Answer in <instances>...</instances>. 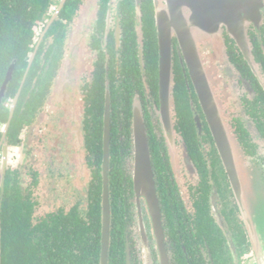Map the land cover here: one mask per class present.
<instances>
[{
    "label": "flooded vegetation",
    "instance_id": "obj_1",
    "mask_svg": "<svg viewBox=\"0 0 264 264\" xmlns=\"http://www.w3.org/2000/svg\"><path fill=\"white\" fill-rule=\"evenodd\" d=\"M256 3L237 38L222 23L213 34L193 35L203 69L213 65L221 117L264 203V0ZM156 4L50 0L32 25L24 59L0 63V264L9 217L24 228L30 264H102L108 123V264H145L142 223L153 264H162L133 183L139 102L168 263H264L255 216L244 213L174 32L166 133ZM58 81L66 87L60 96Z\"/></svg>",
    "mask_w": 264,
    "mask_h": 264
},
{
    "label": "water",
    "instance_id": "obj_2",
    "mask_svg": "<svg viewBox=\"0 0 264 264\" xmlns=\"http://www.w3.org/2000/svg\"><path fill=\"white\" fill-rule=\"evenodd\" d=\"M156 0L157 15L159 24V95L161 114L168 135V116L173 105L172 96V34L176 33L181 42L182 49L193 76L201 104L205 110L211 127L213 137L217 143L219 153L223 157L228 174L237 192L239 201L244 213H250V205L259 197L257 184L250 182L246 175L241 158V151L235 137L225 125L221 117L220 103L217 102L214 91L209 85L208 78L203 66L199 61L198 49L194 42V33L202 31L204 34H213L215 26L224 24L234 38L239 35L242 25L254 19L257 0ZM245 11V12H243ZM6 85L3 88L5 90ZM58 94L66 89L63 81H58ZM2 92V93H3ZM1 93V95H2ZM109 105V102H108ZM108 106V112H109ZM106 157H105V191L103 196V251L102 264H108V249L110 240L111 205L108 185V150L110 123L107 126ZM133 143H134V190L138 198L146 201L150 217L152 219L155 238L160 249L162 264H169L164 248V232L162 225V213L157 195V188L152 171V159L149 147V140L145 126V117L141 103L134 107L133 122ZM141 231L144 242L145 264H153L148 249L147 237L143 223Z\"/></svg>",
    "mask_w": 264,
    "mask_h": 264
},
{
    "label": "trees",
    "instance_id": "obj_3",
    "mask_svg": "<svg viewBox=\"0 0 264 264\" xmlns=\"http://www.w3.org/2000/svg\"><path fill=\"white\" fill-rule=\"evenodd\" d=\"M49 2L50 0H0L1 64L12 61L14 57L24 59L32 38V25L41 18ZM1 71L0 69V75ZM7 220L2 239V246L7 250L5 264H30L29 241L27 235L22 233L23 226L18 225L11 217Z\"/></svg>",
    "mask_w": 264,
    "mask_h": 264
},
{
    "label": "rangeland",
    "instance_id": "obj_4",
    "mask_svg": "<svg viewBox=\"0 0 264 264\" xmlns=\"http://www.w3.org/2000/svg\"><path fill=\"white\" fill-rule=\"evenodd\" d=\"M157 1H159V0H157ZM212 66L209 68V70H204L205 74L207 73L206 76L208 78V81H209V84L211 87H213V85H214L213 77L211 76V72L214 69ZM214 76H215V74H214ZM59 96H60V94H59ZM217 102L219 103L218 99H217ZM248 177H249L250 182H253L254 184L256 182V184L259 186L260 182H259L258 178H252V177L250 178V176H248ZM250 209H251L250 212H252L255 216V225L257 226L258 232L260 233V237L261 238L263 237V240H264V203L262 202L261 199L259 201V197H258L255 201H253L251 203ZM261 264H264L263 261L261 262Z\"/></svg>",
    "mask_w": 264,
    "mask_h": 264
}]
</instances>
